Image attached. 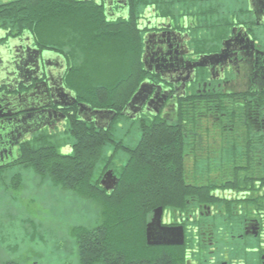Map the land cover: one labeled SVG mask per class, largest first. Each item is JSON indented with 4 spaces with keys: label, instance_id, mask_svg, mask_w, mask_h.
Here are the masks:
<instances>
[{
    "label": "flooded vegetation",
    "instance_id": "af4514ba",
    "mask_svg": "<svg viewBox=\"0 0 264 264\" xmlns=\"http://www.w3.org/2000/svg\"><path fill=\"white\" fill-rule=\"evenodd\" d=\"M87 1L106 22L128 20L127 0ZM199 4L201 9L160 3L139 14L136 30L147 72L141 83L147 86L126 109L123 129L115 132L121 148H109L99 182L109 173L103 189L112 193L117 170L128 167L141 138L132 121L172 124L180 105L200 107L196 129L181 133L188 147L178 149L170 204L155 208L160 211L153 240L174 244L147 243L155 209L146 223V244L170 248L171 264H264V0ZM0 38V47L7 44L0 49V165L13 160L34 133H62L78 112L102 129L105 119L80 111V102L72 103L63 90L68 66L62 55L40 50L27 32Z\"/></svg>",
    "mask_w": 264,
    "mask_h": 264
},
{
    "label": "trees",
    "instance_id": "16d2710c",
    "mask_svg": "<svg viewBox=\"0 0 264 264\" xmlns=\"http://www.w3.org/2000/svg\"><path fill=\"white\" fill-rule=\"evenodd\" d=\"M174 1L181 4L178 8H202V0H127L128 20L106 22L101 9L87 0L0 3L1 33L7 37L30 33L40 50L62 55L68 66L63 83L77 102L116 112L108 129L70 115L62 133L46 129L34 133L19 145L13 160L0 166V191L13 202L19 201L23 188L20 171H30L40 183L48 181L54 190L88 201L96 209L95 225L76 224L68 231L77 264H171L170 248L146 244L145 227L157 206L170 204L169 180L178 179L176 166L182 153L178 149L188 147L181 133L196 129L200 107L180 105L172 124L146 117L132 121V130H138L141 138L128 167L117 170L115 191L107 193L99 179L107 149L121 148L115 139L127 120L121 112L147 77L141 60L143 42L136 30L139 14L148 5ZM32 204H36L33 198L29 207ZM0 264L21 263L10 258Z\"/></svg>",
    "mask_w": 264,
    "mask_h": 264
},
{
    "label": "rangeland",
    "instance_id": "374dc122",
    "mask_svg": "<svg viewBox=\"0 0 264 264\" xmlns=\"http://www.w3.org/2000/svg\"><path fill=\"white\" fill-rule=\"evenodd\" d=\"M63 136L58 135L61 139ZM20 172L23 188L19 201L13 202L0 191V262L12 258L21 264H77L68 231L76 224L95 225L96 209L88 201L54 190L48 181L40 183L30 171ZM32 198L36 204L29 207ZM28 215L32 216L35 229L29 224Z\"/></svg>",
    "mask_w": 264,
    "mask_h": 264
},
{
    "label": "water",
    "instance_id": "95a60500",
    "mask_svg": "<svg viewBox=\"0 0 264 264\" xmlns=\"http://www.w3.org/2000/svg\"><path fill=\"white\" fill-rule=\"evenodd\" d=\"M60 82L62 84V81H60ZM146 86H147V84L145 82L140 84V86L137 89V91L133 94V96L131 97V99L129 100V102L126 104L125 108L121 112V115H126V109L128 107H130L135 102V100L139 97V95H141V93L144 91V89H145ZM62 88L65 91L66 95L69 96V97H71L72 103H75L76 102V99L73 96V94L69 90H66L64 87H62ZM77 107H78V109L80 111L83 109V110L91 113L92 115H94L96 118L98 117V118L105 119L104 120L105 121V125L102 127V129H106L110 125V123L114 119V117L116 116V112H114V111H111V110L92 109L90 106H88V105H86L84 103H77ZM78 117L81 120H83V121L90 122L88 119H85L82 115H80L79 112H78ZM108 175H109V173H106L103 176V178H102V180L100 182V186L102 188H107L105 186V184H104V180L107 178ZM159 211H160V208H157V209L154 210V216H153L151 222L146 227V240H147V243L149 245H156V244H166V245H169V244H174V242H169V241L157 242V241H154L153 240V236H152L153 227L157 224V214H158ZM181 243H182L181 241L175 242V244H181Z\"/></svg>",
    "mask_w": 264,
    "mask_h": 264
}]
</instances>
